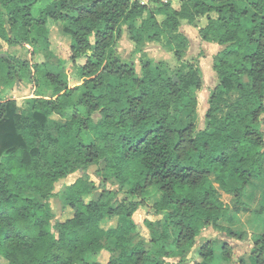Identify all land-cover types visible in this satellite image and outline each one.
<instances>
[{
  "label": "trees",
  "instance_id": "trees-1",
  "mask_svg": "<svg viewBox=\"0 0 264 264\" xmlns=\"http://www.w3.org/2000/svg\"><path fill=\"white\" fill-rule=\"evenodd\" d=\"M201 18L207 23L199 30L200 41L223 49L213 57L218 82L198 130L193 113L203 74L198 63L182 61L189 41L179 29ZM48 21L71 29L69 61L78 82L71 84L67 71L51 73L47 62L0 58V87L29 80L30 108L38 118H24L0 98V261L166 264L178 259L181 264L201 232L221 229L218 221L228 213L213 182L238 198L263 176L264 0H180L178 7L170 0H0V39L8 45L51 55ZM123 27L142 54L139 74L116 51ZM162 42L180 62L172 74L161 64L152 67L141 51L145 44ZM83 134L91 142L85 143ZM100 164L127 189L128 201H117V193L104 184L94 198L97 188L85 173ZM78 172L82 176L62 192L63 207L72 214L55 220L49 203L55 185ZM230 180L240 187L230 186ZM149 192L157 195L150 206L156 218L145 220L146 241L133 215L147 206ZM112 219L113 227H101ZM221 250L229 259L230 248L223 244ZM102 251L110 254L107 262H88L89 255ZM196 254L199 261L193 264H214V241L197 247ZM238 263L264 264V234Z\"/></svg>",
  "mask_w": 264,
  "mask_h": 264
},
{
  "label": "rangeland",
  "instance_id": "rangeland-1",
  "mask_svg": "<svg viewBox=\"0 0 264 264\" xmlns=\"http://www.w3.org/2000/svg\"><path fill=\"white\" fill-rule=\"evenodd\" d=\"M141 1L147 3V0ZM170 1L172 6L176 7H178L180 2V0ZM145 16L147 15L145 14ZM212 16L215 15L212 14ZM204 24L205 20L202 21V26H204ZM46 29L49 35L51 55L44 53L39 49L35 50L28 45H8L1 39L0 55H2L3 58L10 59L12 62L20 61L28 64H41L47 62L50 64L48 70L51 73L56 74L67 71L70 75L71 84L78 82V79L75 78V71L69 61L70 38L68 34L71 32L69 25L48 21L46 23ZM198 29V25H196V27H191L186 23H182L179 31L188 37L190 43L182 61L193 64L198 63L203 74V86L201 90L197 91V106L193 113L194 124L198 130H201L204 127L207 98L218 82L216 74L212 70L213 57L223 48L219 46L216 50L208 49L207 45L203 44L205 42L200 41ZM9 38L11 40L14 38L13 33H9ZM211 45L218 46L216 44ZM116 51L122 61L132 62L135 66L136 72L139 74V61L142 54L135 52L134 45L127 40L124 27L122 38L117 45ZM141 51L146 52V56L152 60V67L161 64L167 70L168 74H172L180 66V62L175 59L173 51L169 48H165L163 42L159 44H145L141 47ZM59 61L62 62L61 69L56 68ZM14 84V86H11L8 89L0 87V98L5 102H8L9 107H13L14 112L21 114L24 118L29 117L33 120H38L37 116L34 115V112L30 108L31 98L33 97L31 83L26 79H16ZM43 95L49 98L50 92L43 91ZM236 97L237 94H232L230 97L231 101H234ZM78 98L79 97L76 96L75 100ZM224 113L225 111L222 115ZM181 122L182 126L187 125L186 115ZM82 138L85 143L91 142V139L87 134H83ZM85 175L97 188L94 198L100 192L102 185L104 184L107 190L117 193V201L125 202V198L128 201L127 196L124 195L127 189L121 188L119 182L107 174L104 164L89 167ZM79 176H82L81 172L70 175L55 185L54 192L56 195L49 202L55 220L64 221L71 216V210L67 207H63L64 197L62 192L67 185L75 182ZM213 185L216 189V195L223 205L227 207L228 213L225 218L218 221V226L221 229L208 227L201 232L196 238L193 249L181 264H193L194 262L199 261L196 249L207 241H214L215 243L216 260L214 261V264H239V259L248 258L250 249L254 243V238L258 235L264 234V171L262 178L254 180L251 185H248L245 191H243L241 197L238 198L235 193L227 194L223 192L215 182H213ZM229 185L234 187L238 186L237 188L240 187L235 180H230ZM90 198L91 197H88V200ZM144 199L147 206L139 207L133 215V220L141 227V235L146 241H148L150 239V234L145 228V220L156 218L153 212H151L150 206H152L157 199V195L154 192H149ZM115 223V219L104 220L101 223V227L107 230L108 228L113 227ZM230 231L235 232L238 235L235 237H228ZM108 244L111 247L114 246L113 241H109ZM223 244H226V246L230 248L229 259L223 257L221 250ZM109 256L110 254L108 252L102 251L95 255H89L87 260L88 262L96 260L100 263H105L108 261ZM178 262V259H166V264H178ZM0 264L7 263L4 260H1Z\"/></svg>",
  "mask_w": 264,
  "mask_h": 264
},
{
  "label": "crops",
  "instance_id": "crops-1",
  "mask_svg": "<svg viewBox=\"0 0 264 264\" xmlns=\"http://www.w3.org/2000/svg\"><path fill=\"white\" fill-rule=\"evenodd\" d=\"M173 7H176V6H173ZM211 17H215V16H211ZM201 20L202 21L205 20V24H204V26H205L206 23H207L206 18H201L194 25H192L191 27H196V25H198L199 26L198 31H199L201 28L204 27V26H202V21ZM182 34L188 39V37L184 33H182ZM188 41H189V39H188ZM203 44L207 45L208 49H211V50L212 49L216 50V49H218L217 47H219V46L211 45L212 43H203ZM144 53H146V52H144Z\"/></svg>",
  "mask_w": 264,
  "mask_h": 264
},
{
  "label": "water",
  "instance_id": "water-1",
  "mask_svg": "<svg viewBox=\"0 0 264 264\" xmlns=\"http://www.w3.org/2000/svg\"><path fill=\"white\" fill-rule=\"evenodd\" d=\"M0 58H3V56H2V55H0ZM174 81H176V78H174Z\"/></svg>",
  "mask_w": 264,
  "mask_h": 264
}]
</instances>
